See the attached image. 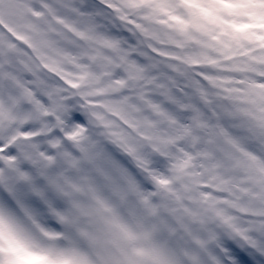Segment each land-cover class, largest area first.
Instances as JSON below:
<instances>
[{"label": "snow or ice", "instance_id": "snow-or-ice-1", "mask_svg": "<svg viewBox=\"0 0 264 264\" xmlns=\"http://www.w3.org/2000/svg\"><path fill=\"white\" fill-rule=\"evenodd\" d=\"M0 264H264V0H0Z\"/></svg>", "mask_w": 264, "mask_h": 264}]
</instances>
